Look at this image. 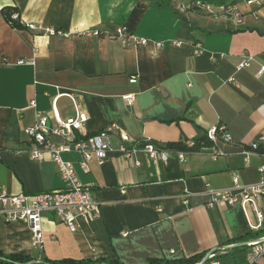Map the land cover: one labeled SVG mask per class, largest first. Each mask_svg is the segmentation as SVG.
I'll return each mask as SVG.
<instances>
[{"label": "crops", "instance_id": "0c3cea01", "mask_svg": "<svg viewBox=\"0 0 264 264\" xmlns=\"http://www.w3.org/2000/svg\"><path fill=\"white\" fill-rule=\"evenodd\" d=\"M201 1L212 14L188 7L192 0H0V9L17 8L24 25L13 28L0 14V188L33 194L64 187L48 154L34 159L28 152L24 130L39 116L52 126L54 116L74 118L76 105L86 116L83 134L107 131L114 149L102 164L88 161L87 171L77 153L62 154L98 202L99 217L79 219L70 232L47 214L39 246L25 223L0 215L1 253L164 264L216 250L218 264H246L248 247L240 243L264 236V198L256 207L211 204L206 185L226 189L233 176L244 184L259 180L264 154H244L239 146L264 138V73L255 76L264 65V4ZM226 5L239 15L224 13ZM50 26L70 36L40 30ZM120 26L147 42L114 36ZM88 29L101 34L80 35ZM244 53L254 61L236 70ZM129 92L134 100L127 104L122 96ZM113 123L119 128L110 131ZM220 126L232 138L217 143L225 155L211 156L208 140L186 151L183 161L171 152L163 162L118 151L122 143L146 139L164 149L170 142L190 146ZM257 264H264V254Z\"/></svg>", "mask_w": 264, "mask_h": 264}, {"label": "built area", "instance_id": "2783aa9c", "mask_svg": "<svg viewBox=\"0 0 264 264\" xmlns=\"http://www.w3.org/2000/svg\"><path fill=\"white\" fill-rule=\"evenodd\" d=\"M248 4L255 3L257 5L264 4V0H247ZM195 10L212 14L211 6L201 0H192L189 6ZM224 13H228L237 17L239 12L234 6H221ZM13 16H16L15 14ZM25 26L30 30H35L36 25L26 23ZM48 36L69 37L70 33L54 27L40 29ZM99 30H83L80 35L83 36H99ZM114 36H125L132 39L136 43L144 44L147 42L145 38H137L126 31L124 26L116 29ZM113 36V37H114ZM202 52V49L199 50ZM254 57L244 53L240 56V60L235 66L236 70L248 67ZM264 73V65L259 66L255 73L259 77ZM136 77L132 76L129 79L130 83L136 82ZM123 100L130 104L134 100V93L129 92L122 96ZM76 116L62 122L57 116H54L55 124L47 125L45 117H38L37 120L30 126L26 127L24 133L30 140L28 152L34 159L40 158L43 154H48L56 165L58 174L64 182L62 189L42 191L33 194H11L0 188V215L7 222H23L31 233V238L34 245H42V220L47 214L53 216L55 220L64 223L70 232H76L79 224V219L97 218L99 217L98 202L93 198L88 187L77 177L74 165L65 160L62 154L65 152H75L79 155L78 165L83 171H87V163L92 158H95L99 164H102L108 154L113 151V147L107 137V131H102L96 134H83L81 127L86 121L84 113L80 112L75 105ZM119 127L117 124H111L108 129L116 130ZM206 139L210 144V155L213 157L225 155V152L217 145L218 141L225 143L231 142V135L224 131V127H213L207 130ZM122 141H129L127 135L121 134ZM191 146L192 143H189ZM261 148L262 152L255 150ZM246 147H250V150ZM240 152L249 154L250 152L264 154V138L261 137L257 141L250 142L246 145L239 146ZM118 151L124 157H131L137 152H142L150 160L159 159L166 162L171 153H175L179 161H183L186 151L164 149L155 146L151 140L146 139L143 144H121L118 146ZM135 164H139L135 161ZM259 180L255 183L244 184L239 181L237 176H233L232 184L226 189L211 188L208 184L207 194L210 195V203L220 202L227 205L245 206L251 204L257 206L259 201L264 198V164L257 169ZM186 203V200H183ZM256 217L261 220L262 212L256 209ZM259 224L255 226L258 227ZM248 250L245 255L246 264H257L260 256L264 254V236L247 241ZM213 251L208 253L207 258L213 256ZM208 264H218L217 261H210Z\"/></svg>", "mask_w": 264, "mask_h": 264}, {"label": "trees", "instance_id": "16d2710c", "mask_svg": "<svg viewBox=\"0 0 264 264\" xmlns=\"http://www.w3.org/2000/svg\"><path fill=\"white\" fill-rule=\"evenodd\" d=\"M0 14L6 21L8 25H10L13 28L17 29H23L24 25L20 21L19 15H18V10L14 6H4L0 9ZM16 16H13V15ZM26 27V26H25ZM207 144V139L204 136L202 140H196L192 142L191 146H187L181 143H175V142H170L166 143L164 145L165 148L168 149H173V150H180V151H195L200 148L201 145ZM250 150H253L250 147H246ZM256 152H262L261 148L258 146V148L255 150ZM254 235V234H253ZM252 235V236H253ZM255 235H258L256 233ZM255 237H246L243 242H247L251 239H255ZM248 247V246H247ZM246 245H242V248H247ZM248 250V249H247ZM213 256L210 259H207V261H217L220 263L221 261V255L217 253L216 250H213ZM246 255V254H245ZM205 257L204 255H196V256H191L189 258L185 259H179V260H172V261H166L164 264H196L203 260ZM33 261L34 263L31 264H95L97 261H92L90 259H84V258H62L58 260H34L30 258L29 256L26 255H21V254H6V253H1L0 252V264H26L27 262ZM105 264L104 262H101L99 264ZM116 264V263H112Z\"/></svg>", "mask_w": 264, "mask_h": 264}, {"label": "water", "instance_id": "95a60500", "mask_svg": "<svg viewBox=\"0 0 264 264\" xmlns=\"http://www.w3.org/2000/svg\"><path fill=\"white\" fill-rule=\"evenodd\" d=\"M246 243L247 242H241L240 245L242 246V245H245ZM206 260H207V256L202 261H200L198 264H204L206 262ZM31 263H34V262L33 261L27 262L26 264H31Z\"/></svg>", "mask_w": 264, "mask_h": 264}]
</instances>
